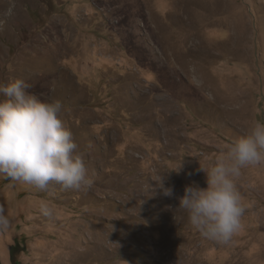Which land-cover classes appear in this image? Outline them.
Returning <instances> with one entry per match:
<instances>
[{
    "label": "rangeland",
    "instance_id": "1",
    "mask_svg": "<svg viewBox=\"0 0 264 264\" xmlns=\"http://www.w3.org/2000/svg\"><path fill=\"white\" fill-rule=\"evenodd\" d=\"M16 79L62 103L92 184L0 176L2 264H264V163L236 180L229 245L179 208L186 186L207 188L200 168L264 123V0H0V85Z\"/></svg>",
    "mask_w": 264,
    "mask_h": 264
},
{
    "label": "clouds",
    "instance_id": "2",
    "mask_svg": "<svg viewBox=\"0 0 264 264\" xmlns=\"http://www.w3.org/2000/svg\"><path fill=\"white\" fill-rule=\"evenodd\" d=\"M29 85L16 79L0 85V176L11 182L32 186L40 191L81 190L90 187L83 155L77 149L72 132L59 118L63 105L59 100L42 101L28 91ZM264 163V123L256 122L245 137L229 145L208 168L207 188L186 186L179 208L205 239L227 246L242 228L245 206L236 180L241 170ZM163 195L173 189L164 186V177L155 180ZM44 217L54 215L47 204L40 205ZM12 221L0 205V233L7 232Z\"/></svg>",
    "mask_w": 264,
    "mask_h": 264
},
{
    "label": "water",
    "instance_id": "3",
    "mask_svg": "<svg viewBox=\"0 0 264 264\" xmlns=\"http://www.w3.org/2000/svg\"><path fill=\"white\" fill-rule=\"evenodd\" d=\"M0 264H2V263H1V260H0Z\"/></svg>",
    "mask_w": 264,
    "mask_h": 264
},
{
    "label": "flooded vegetation",
    "instance_id": "4",
    "mask_svg": "<svg viewBox=\"0 0 264 264\" xmlns=\"http://www.w3.org/2000/svg\"><path fill=\"white\" fill-rule=\"evenodd\" d=\"M11 249V248H10Z\"/></svg>",
    "mask_w": 264,
    "mask_h": 264
}]
</instances>
